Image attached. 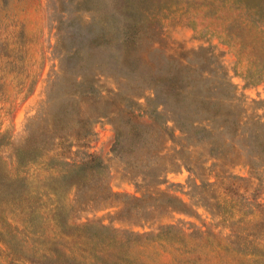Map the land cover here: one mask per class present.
I'll return each instance as SVG.
<instances>
[{
	"label": "rangeland",
	"instance_id": "374dc122",
	"mask_svg": "<svg viewBox=\"0 0 264 264\" xmlns=\"http://www.w3.org/2000/svg\"><path fill=\"white\" fill-rule=\"evenodd\" d=\"M223 1L0 0L3 168L23 170L18 156L56 175L100 160L67 215L148 233L115 249L132 264H258L264 254V171L244 165L230 129L216 130L227 109L246 124L264 119V11ZM185 89L202 107L181 103ZM214 111L220 119L206 120ZM25 235L0 236V264H48Z\"/></svg>",
	"mask_w": 264,
	"mask_h": 264
},
{
	"label": "trees",
	"instance_id": "16d2710c",
	"mask_svg": "<svg viewBox=\"0 0 264 264\" xmlns=\"http://www.w3.org/2000/svg\"><path fill=\"white\" fill-rule=\"evenodd\" d=\"M223 2H229L233 8L242 9L252 17L258 16L259 9L264 11V0L256 3L247 0ZM256 18L264 23L263 17ZM163 86L165 92L161 93L176 94L177 85ZM180 94L183 99L181 103L192 104L195 109L202 107L201 99L191 96L189 89L180 90ZM217 116L218 113L214 111L207 114L206 120ZM222 116L226 122L218 125L216 130L230 129L227 142L241 153L244 165L264 171V119L256 118L246 124L237 121L229 109ZM169 121L175 126L179 125L176 117ZM196 121L194 119L188 123L195 126ZM26 162L17 156L16 166H21L23 170L11 173L3 168L0 159V236L6 234L15 237L23 231L26 233L25 245L29 241L37 257L48 264H132L127 256H120L115 249L132 243L135 245V241L145 242L148 233L122 231L94 221L75 224L69 221L67 215L69 195L90 182L87 178L89 175H101L103 165L100 160L90 158L68 166L56 175L48 173L42 176L30 172V165L39 166L38 161ZM34 239L36 246L33 245ZM4 244L9 250L6 242ZM258 247L264 250V245ZM257 263L264 264V254L259 255Z\"/></svg>",
	"mask_w": 264,
	"mask_h": 264
}]
</instances>
